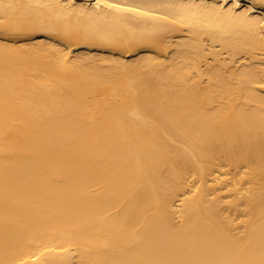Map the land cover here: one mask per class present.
<instances>
[{
  "label": "bare ground",
  "instance_id": "obj_1",
  "mask_svg": "<svg viewBox=\"0 0 264 264\" xmlns=\"http://www.w3.org/2000/svg\"><path fill=\"white\" fill-rule=\"evenodd\" d=\"M0 264H264V0H0Z\"/></svg>",
  "mask_w": 264,
  "mask_h": 264
}]
</instances>
